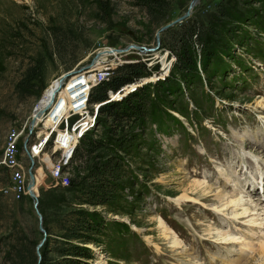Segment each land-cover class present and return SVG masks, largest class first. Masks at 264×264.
Here are the masks:
<instances>
[{
  "label": "rangeland",
  "instance_id": "374dc122",
  "mask_svg": "<svg viewBox=\"0 0 264 264\" xmlns=\"http://www.w3.org/2000/svg\"><path fill=\"white\" fill-rule=\"evenodd\" d=\"M192 2L159 0V9L155 8L152 13L149 11L151 0H0V155L7 144L9 131L30 123V116L49 84L68 71L87 67L100 48L130 43L156 46L153 53L131 49L121 58L144 62L149 71L152 67L158 70L156 72H160L163 65L167 68L168 63H173L166 89L157 88L155 83L158 81L149 83L153 78L143 84L146 83V90L154 97L155 107H166L174 114L173 110L189 112V118L179 116L185 127L169 118V128L162 132L147 111L144 118L130 121L128 129L135 142L133 147L126 146L127 151L114 149L115 125L107 114L99 113L90 132L103 143L97 151L106 155L117 151L128 172L124 176L123 188L111 205L72 203L66 207H88L107 219V229L99 235L101 242L88 244L96 255L89 264H142L147 260H155L150 264H176L179 259H186L184 252L174 253L184 246L179 248L173 244L175 230L164 222L171 235L166 233L159 217L167 216L187 246L195 243V239L194 234L185 229V222L199 227L207 235L208 227H204V221L210 222L212 213H207L205 207L212 206L200 203L194 194L186 192L191 182L204 181L195 178H201V173H195L199 171L198 165L205 162L207 152L221 153L233 142L240 145L238 142L246 140V137L241 138L243 136L264 140V133H261L264 123H258L260 120L264 122V108L259 106L264 99V0H200L191 7L190 15L177 20ZM172 21L168 28L160 30L162 25ZM182 23H198L204 27V32L198 35H184L187 58L183 60L177 54L182 41L178 43L172 38L182 29ZM57 24L73 29L74 39L66 41L61 52L52 37V27ZM210 46L217 52L211 58L210 74H204V65L213 51ZM36 59L46 65L43 84H36L28 93L22 92L17 82L26 66ZM186 61L190 62V67L194 62L196 69L204 75V87L202 83L200 86L192 84L189 96L175 97L168 87L176 84L177 79H183L182 68ZM215 63L218 68L223 66L225 74L221 75L217 69L211 71ZM202 88L213 93L216 105L197 102V98L203 99ZM150 102L147 101V108L152 109L154 104ZM94 104L95 101L90 105ZM196 104L201 106L198 113L194 109ZM44 159L36 160L32 166L37 178L36 197L28 194L18 198L7 194L0 200V264H12L6 260L7 244L9 235L20 227L38 243L46 238L40 247L36 246L37 254L42 252L49 234L44 223L45 231L41 228L37 210L40 197L60 187L66 177L87 172V164L81 159L69 169V173L57 177L45 163L47 158ZM30 164L31 160H28L29 167ZM215 188L212 184V189ZM186 193L194 201L177 202L174 199ZM216 200L214 197L205 201ZM116 224L133 230L129 232L122 227L120 236L112 229ZM221 232L213 231L214 234ZM259 261L250 263L260 264Z\"/></svg>",
  "mask_w": 264,
  "mask_h": 264
},
{
  "label": "trees",
  "instance_id": "16d2710c",
  "mask_svg": "<svg viewBox=\"0 0 264 264\" xmlns=\"http://www.w3.org/2000/svg\"><path fill=\"white\" fill-rule=\"evenodd\" d=\"M158 5L159 0H151L149 11L153 13ZM226 15L224 14V16ZM181 27L182 29L176 32L177 35H172V38L178 43L182 41L178 47L177 54L183 60V58H187V54L184 51L186 37L199 34L204 30V27L198 23H182ZM72 33L73 29L64 26V24H57L52 27V37L56 48H59V52L66 46V41L70 42L74 39ZM211 49L213 51H210L208 56L210 59L208 58V63L203 68L204 74L205 72L210 74V67L213 63L211 58L217 52L215 47ZM194 64V62H191L193 69L190 70V62L186 61L182 68L184 70L182 73L183 79L179 78L176 84L169 85V92L175 95V97L185 95V88L189 92L190 85L192 84L200 86L199 83H202L204 87L203 75L196 69L197 66ZM45 66V63L41 60L36 59L35 61H31L21 73V77L17 82L18 89L28 93L30 90H33L36 84H43L41 81ZM214 66L211 68V71L212 69H217L221 75L225 74L223 66L218 68L217 63ZM148 74H150V71L144 62L135 61L120 65L116 68L112 81L102 82L92 89L90 102L105 101L109 98V88L116 90L124 83L135 81L139 77ZM171 76L172 72H170V75L166 79H160L158 83H155V86L157 88L161 86L163 89H166L165 83ZM201 96L203 97L202 100L196 99L199 104L215 105L216 98L211 91L202 88ZM150 100V104H154L155 107V103L153 102L154 97L151 96V93L143 85L142 88L129 94L123 101L105 102L100 106V114H107L113 118L112 124L115 125L114 149L127 151L126 146L133 147L135 138L128 129L130 121L136 118H144L147 111L162 132H165L169 128L167 123L169 121L167 119L169 118L184 126L179 116L167 110L166 107L156 106L152 109L147 108V101ZM163 102L167 104L166 101ZM199 108L201 106L194 108L197 113ZM177 111L189 118V112ZM117 130H120V133ZM102 145V141L98 140L94 133H87L82 138L76 152V158L84 159L87 164V172L83 175L70 176L60 187H55L40 197L38 206L43 215L44 227L49 234L42 248L41 257L39 258L36 252L38 244L36 238L20 227L9 235L6 251L7 261L12 264H89V260L95 258V252L88 244H98L101 242L99 235L103 234L104 229H107L106 217L88 207L77 206L71 207V209L70 207L69 209L66 207L72 203H78V205L86 204L87 206H108L112 204L118 192L123 188L124 176L127 171V169L125 171L123 158L115 150L107 155L105 152L97 151ZM129 173L132 176L134 175L132 169H130ZM3 196L5 194L0 191V200H2ZM122 227L129 232L133 230L130 227ZM122 227L116 224L115 227L112 226V229L122 236ZM51 241H54V244Z\"/></svg>",
  "mask_w": 264,
  "mask_h": 264
},
{
  "label": "built area",
  "instance_id": "2783aa9c",
  "mask_svg": "<svg viewBox=\"0 0 264 264\" xmlns=\"http://www.w3.org/2000/svg\"><path fill=\"white\" fill-rule=\"evenodd\" d=\"M115 47V46H114ZM123 49H133L138 52H149L157 50L156 46H146L138 43H130L127 46H117ZM123 54L117 56L114 54H108L101 56L100 51H97L89 65L90 69L95 63L93 70L86 72V81L82 82L85 85L79 90L72 91L70 95L59 91L51 102L50 106L45 109L44 118L52 111V118L49 120L40 119L35 123L24 125L23 127H14L9 131L7 144L4 146L0 155V191L5 195L12 194L14 197H21L24 195H31L30 187V172L33 171L34 162L47 158V166L51 172L61 177L64 173H69V169L74 166L81 158L77 159L76 152L82 138L93 131L97 121V117L100 113V106L105 102L123 101L138 87L143 86L141 84L142 79L145 76H149L153 73H159L157 78L150 83H155L160 79H166L170 73L172 67V61L168 63V72L166 75L161 76L158 70L150 68V74L141 76L135 81L127 82L121 85L120 88L113 90L108 89L109 98L105 101L95 102L90 105V93L92 89L105 81H112L116 68L120 65L127 64L131 61L129 58H121ZM154 67V65H152ZM82 69L80 67L75 72L69 71L72 75H66L65 79L70 80L77 76ZM87 70V69H85ZM64 75V74H63ZM91 75V76H90ZM68 76V77H67ZM78 78L75 82H79ZM136 84L135 88L129 90L128 86ZM146 84V83H144ZM134 88V89H133ZM74 88L71 87L70 90ZM62 90V89H61ZM82 90V91H81ZM117 94V96H116ZM67 96V97H66ZM54 101L58 103L54 106ZM68 103V106H67ZM51 150V156L49 151ZM28 160H31L30 167L28 166ZM34 172V171H33ZM36 176V175H35ZM70 177V176H69ZM69 177H66L65 182ZM37 179V178H36ZM35 184L33 185V187ZM36 194V191H34ZM34 197V196H33ZM36 197V196H35Z\"/></svg>",
  "mask_w": 264,
  "mask_h": 264
},
{
  "label": "bare ground",
  "instance_id": "6f19581e",
  "mask_svg": "<svg viewBox=\"0 0 264 264\" xmlns=\"http://www.w3.org/2000/svg\"><path fill=\"white\" fill-rule=\"evenodd\" d=\"M200 1L199 0H193V6L196 4V3H199ZM192 6V8H193ZM131 49H122L121 48H117V47H109V46H106V47H102L99 49L100 51V55L101 56H106L108 54H114V55H121V54H125L126 52L130 51ZM96 64V63H95ZM95 64L90 68L88 69V67H85V69H82L81 72L71 78L70 80H66L65 76L62 75V76H59L57 77L55 80H53V82H51V84H49V86L44 90V93H43V97L41 98V100L39 101V104L35 107V109L33 110L31 116H30V120H31V123H35L37 120H40V119H44L46 120L47 122V119H51L53 116L51 115L52 114V111L46 116V118H44V114H45V109L48 108L51 104V102L53 101V99L55 98L56 99V95L59 91L63 92V93H68V95H70L72 93V91H75V90H79L82 88V90L84 89L83 86L85 85V83L83 84L82 82L86 81V72L90 71V70H93L95 66ZM97 65V64H96ZM162 71H166L168 72V69L166 67L163 68ZM166 72H160L161 76H164L166 75ZM86 75L83 77V75ZM159 75V73H156L155 75L151 74L149 75L148 77H145L142 79V81L144 82L145 80H149L148 78L152 79L150 80L153 81L157 78V76ZM91 76V75H90ZM78 78H80V81L79 82H75ZM143 82L141 84H143ZM149 82V83H150ZM136 84H131V86H128L129 90H131L132 88L130 87H134ZM144 85V84H143ZM71 87H73L74 89L73 90H70ZM62 89V90H61ZM81 90V91H82ZM117 96V94H116ZM67 97V96H66ZM58 103V101H54V106ZM67 106H68V103H67ZM258 106V105H257ZM259 106L263 107L264 108V99L263 101L259 102ZM174 112H176L181 118H184V115L180 114L179 112H177L176 110H173ZM248 135V134H247ZM241 138H245V136L241 137ZM243 143H246L249 145H251V143L248 141V140H244L242 141ZM252 146V145H251ZM259 147H262V145H258ZM253 149L254 152H258L260 151L261 149L258 148V147H254L252 146L251 147ZM256 148L260 149V150H256ZM180 167V166H178ZM33 177L35 178V186L33 187V190L35 191L36 189V186H37V179H36V176L35 174L33 175ZM196 178V177H195ZM195 178H192V180H194ZM197 179H200V180H204V181H193L189 184V187L187 188L186 192H189L190 194H194V198L197 199V200H200V203L202 204H208L212 207H215V208H219L220 210H224V211H227L231 214H234V215H237V216H243L245 215L246 217H252L255 215L254 212H252V210L254 209L252 206H248V205H243L242 204L244 203V201L242 200H239L240 198L238 197H233V195L227 191H224V190H221L219 188H215L217 189V191L215 189H212V184L206 180V179H202V178H197ZM216 192H215V191ZM213 191L215 193H213ZM193 197L190 198L188 196V194H183L181 197L177 198V197H174V199L177 201V202H183L184 200H193ZM216 198V202H207L205 201L206 199H211V198ZM225 198V199H224ZM186 202V201H184ZM207 202V203H206ZM159 218V223L161 224V228L164 229V231L168 234H170V231L168 229V223L166 222V220L160 216ZM168 225H166L165 223ZM261 224H264V220L260 222ZM204 227H208L206 229V232H207V236L209 237H214L216 236V238H219L221 240H225V239H229V240H234L235 238L232 237V236H228L226 233H219V234H214L213 231L216 230L214 228V226H212V224L205 220L204 221ZM171 227V226H170ZM176 232V231H175ZM173 231V244L177 247L180 248V246L182 245L181 244V240L178 238V236L176 235ZM219 232V231H218ZM205 234V233H204ZM171 235V234H170ZM206 235V234H205ZM165 237V236H164ZM151 238L150 237H147V240L148 241H151L150 240ZM170 245V244H169ZM177 250V249H176ZM177 252H184V257H186V259H191V254L190 252L184 247L182 249H179L178 251H175L174 253H177ZM252 260H255L256 263H258L257 261L260 260L261 263L260 264H264V241H262L260 243V245L254 250V255L252 256V258L248 261V262H244L243 264H251L250 262H252ZM180 259L178 262H176V264H181L180 263ZM259 261V262H260ZM253 264V263H252Z\"/></svg>",
  "mask_w": 264,
  "mask_h": 264
},
{
  "label": "water",
  "instance_id": "95a60500",
  "mask_svg": "<svg viewBox=\"0 0 264 264\" xmlns=\"http://www.w3.org/2000/svg\"><path fill=\"white\" fill-rule=\"evenodd\" d=\"M200 1V0H199ZM193 6V3H191L190 4V7L184 12V14L183 15H181L180 17H178L177 18V20H179V19H182L183 17H186V16H188V15H190L191 13H192V7ZM174 21H172V22H169V23H166L165 25H162V27L160 28V30H163V29H166V28H168L172 23H173ZM159 38V37H158ZM70 72L68 71V72H66L65 74H64V76H66V75H68ZM33 175H34V172L33 171H31L30 172V187L32 188L31 189V194H32V196H36V194L34 193V190H33V185L35 184V178L33 177ZM36 206H37V203H36ZM37 210H38V214H39V217H40V220H41V228H43V230L45 231V229H44V227H43V225H42V223H43V217H42V214H41V212L39 211V209H38V207H37ZM45 239L46 238H43L39 243H38V247H40L43 243H44V241H45ZM39 258L41 257V252L39 251Z\"/></svg>",
  "mask_w": 264,
  "mask_h": 264
}]
</instances>
